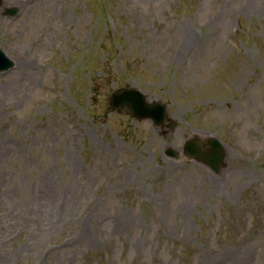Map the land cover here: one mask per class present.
<instances>
[{"label": "rangeland", "instance_id": "rangeland-1", "mask_svg": "<svg viewBox=\"0 0 264 264\" xmlns=\"http://www.w3.org/2000/svg\"><path fill=\"white\" fill-rule=\"evenodd\" d=\"M2 1L0 264H264V0Z\"/></svg>", "mask_w": 264, "mask_h": 264}, {"label": "water", "instance_id": "water-1", "mask_svg": "<svg viewBox=\"0 0 264 264\" xmlns=\"http://www.w3.org/2000/svg\"><path fill=\"white\" fill-rule=\"evenodd\" d=\"M3 1L0 0V7ZM17 9H7L8 15H15ZM14 66V62L3 50L0 49V73ZM109 104L113 111H121L126 108L132 117L137 119H152L156 125H162L166 118V106L160 102L150 103L147 97L134 87H123L115 90L109 97ZM207 149L203 150L205 144L199 137L195 136L187 140L183 147V153L189 158L207 165L215 172L226 166V153L222 143L216 138L206 141ZM166 155L178 158L179 153L171 148L166 150Z\"/></svg>", "mask_w": 264, "mask_h": 264}]
</instances>
